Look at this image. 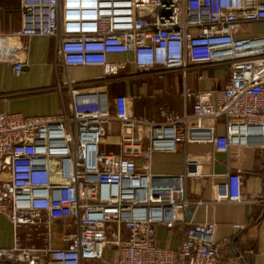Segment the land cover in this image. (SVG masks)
Instances as JSON below:
<instances>
[{
	"label": "built area",
	"instance_id": "obj_1",
	"mask_svg": "<svg viewBox=\"0 0 264 264\" xmlns=\"http://www.w3.org/2000/svg\"><path fill=\"white\" fill-rule=\"evenodd\" d=\"M21 15L19 33L55 37L66 67L100 65L110 74L132 64L162 77L165 69L186 76L197 64H226L230 78L218 90L216 106L185 88L193 113L161 109V123L132 114L126 95L115 98L113 112L106 94L82 93L69 81L72 103L59 114L1 112L0 172L9 176L0 178V213L12 223L14 242L0 247V264H107L108 248L115 250V264H233L220 258L228 238L219 243L217 225L194 221L202 201H191L182 186H153L135 156L145 126L153 131L147 159L155 148L211 142L230 159L225 189L215 201L243 200V175L232 166L231 146L241 135L245 144L258 140L253 144L264 149V35L237 37L236 31L243 22L264 21V0H21ZM6 46L0 33V59H11L20 75L25 63ZM111 54L128 59L111 61ZM63 87L59 82L57 88ZM207 118L225 119L227 133L201 131ZM114 119L121 122L123 154L100 149ZM202 161L188 155L186 174L198 175ZM145 205L171 206L172 218L165 212L136 216ZM178 212L187 225L180 247L158 245L156 225L174 227ZM57 220L75 229L58 235ZM35 237L44 246L23 242Z\"/></svg>",
	"mask_w": 264,
	"mask_h": 264
},
{
	"label": "crops",
	"instance_id": "obj_2",
	"mask_svg": "<svg viewBox=\"0 0 264 264\" xmlns=\"http://www.w3.org/2000/svg\"><path fill=\"white\" fill-rule=\"evenodd\" d=\"M21 28V0H0V33L7 38L6 48H14L15 58L25 63L23 72L16 75L11 59H0V113H22L25 116L59 114L72 103L67 86L69 81L82 93L106 94L113 112L115 98L126 95L132 114L161 123L165 120L160 114L161 109L193 113L194 99L185 100V88L199 93L216 106L218 90L230 78V67L226 64H197L187 70L186 76L181 70L165 69L162 77L156 70L138 71L132 64L110 74L105 73L100 65L66 67L55 37L22 36L19 33ZM263 35L264 21L243 22L236 31L237 37ZM109 59L125 62L128 56L111 54ZM200 75L204 76L203 79L199 78ZM59 82L64 84L62 91L57 88ZM202 125L201 131L214 127L218 135L227 133L225 119L207 118ZM143 135L144 140L135 156L139 172L150 177L153 186H182L191 201H202L196 205L194 221L215 223L220 244L228 238L227 244L220 247L221 260L231 258L233 264H264V149L253 144L258 140L252 139L245 144L244 137L239 135L231 146L234 154L232 166L243 175V200L216 202L228 180L230 159L226 152L218 151L208 141H192L177 143L175 150L155 148L147 159L145 153L150 148L153 131L145 126ZM122 137L121 122L114 119L101 140V151L123 154ZM188 155L199 156L203 160L198 175L186 174ZM8 176L6 170L0 172V178ZM155 176L166 177L161 181L152 180ZM178 218L172 228L164 223L156 225L158 245L172 249L180 247L187 225L182 221L181 212H178ZM68 222H54L58 235L75 229L72 224H66ZM235 225L241 227L235 228ZM25 231L26 227L20 229L22 235ZM13 242L12 223L0 213V247H10ZM23 242L44 246V241L37 237L32 241L23 238ZM113 250H105L107 264L116 262V255L112 257Z\"/></svg>",
	"mask_w": 264,
	"mask_h": 264
},
{
	"label": "water",
	"instance_id": "obj_3",
	"mask_svg": "<svg viewBox=\"0 0 264 264\" xmlns=\"http://www.w3.org/2000/svg\"><path fill=\"white\" fill-rule=\"evenodd\" d=\"M250 142L252 141L250 140L249 143ZM164 177L166 176H155L152 180L161 181ZM142 181L143 183H147L148 179L144 178ZM135 212H136V216L141 217V218H148L149 216L158 217L163 212H165L166 218L171 219L173 215V208L171 206H167L165 209L161 207H157V206L150 208L149 206L145 205V206L136 208Z\"/></svg>",
	"mask_w": 264,
	"mask_h": 264
},
{
	"label": "rangeland",
	"instance_id": "obj_4",
	"mask_svg": "<svg viewBox=\"0 0 264 264\" xmlns=\"http://www.w3.org/2000/svg\"><path fill=\"white\" fill-rule=\"evenodd\" d=\"M112 252H113L112 257H115V250H113Z\"/></svg>",
	"mask_w": 264,
	"mask_h": 264
}]
</instances>
